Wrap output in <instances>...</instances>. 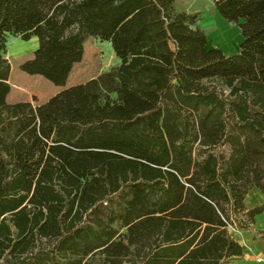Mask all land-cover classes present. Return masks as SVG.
Segmentation results:
<instances>
[{
    "label": "trees",
    "instance_id": "obj_1",
    "mask_svg": "<svg viewBox=\"0 0 264 264\" xmlns=\"http://www.w3.org/2000/svg\"><path fill=\"white\" fill-rule=\"evenodd\" d=\"M239 52L208 47L181 0H0V264H230L264 213V0H214ZM21 65L65 86L90 38L119 62L40 105ZM246 217L247 220H243Z\"/></svg>",
    "mask_w": 264,
    "mask_h": 264
},
{
    "label": "rangeland",
    "instance_id": "obj_2",
    "mask_svg": "<svg viewBox=\"0 0 264 264\" xmlns=\"http://www.w3.org/2000/svg\"><path fill=\"white\" fill-rule=\"evenodd\" d=\"M181 2L187 11L200 14L201 25L207 34L209 48L217 47L228 55L239 52L242 41L240 29L237 25L221 18L215 8L214 0H181ZM7 46L5 58L11 65L9 78L11 92L7 98L9 103L26 101L36 106L43 104L62 90L83 84L119 62L109 42L90 38L85 43L83 60L74 67L66 85L57 86L43 76L30 75L21 70V65L32 59L37 49L33 39L24 41L20 35H8ZM241 219L242 222L247 220L246 217ZM250 228H238V230ZM234 237L238 238L235 234Z\"/></svg>",
    "mask_w": 264,
    "mask_h": 264
},
{
    "label": "crops",
    "instance_id": "obj_3",
    "mask_svg": "<svg viewBox=\"0 0 264 264\" xmlns=\"http://www.w3.org/2000/svg\"><path fill=\"white\" fill-rule=\"evenodd\" d=\"M31 39L36 43L37 48L38 38L32 37ZM104 71L106 70H103L102 72ZM70 77L71 74L68 79H70ZM262 203H264V194L256 188L252 189L245 199V205L247 208ZM234 234L238 237L236 238L237 241L243 245L246 250L242 257L233 260L230 264H264V213L256 217L255 223L250 229L241 231L234 230L233 235Z\"/></svg>",
    "mask_w": 264,
    "mask_h": 264
},
{
    "label": "bare ground",
    "instance_id": "obj_4",
    "mask_svg": "<svg viewBox=\"0 0 264 264\" xmlns=\"http://www.w3.org/2000/svg\"><path fill=\"white\" fill-rule=\"evenodd\" d=\"M20 50H22V49H20Z\"/></svg>",
    "mask_w": 264,
    "mask_h": 264
}]
</instances>
